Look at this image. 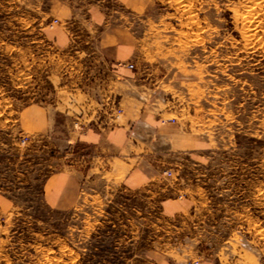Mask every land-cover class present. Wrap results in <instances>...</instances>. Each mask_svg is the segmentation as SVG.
<instances>
[{"label": "rangeland", "instance_id": "374dc122", "mask_svg": "<svg viewBox=\"0 0 264 264\" xmlns=\"http://www.w3.org/2000/svg\"><path fill=\"white\" fill-rule=\"evenodd\" d=\"M105 31L132 46L129 83ZM128 110L192 125L189 159L162 173L189 208L165 214L99 162L77 207L54 209L51 177L90 154L68 127ZM0 264H264V0H0Z\"/></svg>", "mask_w": 264, "mask_h": 264}, {"label": "crops", "instance_id": "0c3cea01", "mask_svg": "<svg viewBox=\"0 0 264 264\" xmlns=\"http://www.w3.org/2000/svg\"><path fill=\"white\" fill-rule=\"evenodd\" d=\"M64 12L66 19L67 10ZM54 39L57 44L68 46L69 38L63 29L56 32ZM98 43L102 55L106 57L103 61L105 65L112 64L110 70L113 75L121 82L129 83L133 71L126 64L132 60V46L114 31L103 32ZM124 97L122 94L113 96L119 100V104H122ZM29 112L27 110V115ZM164 115L157 117L128 110L121 118L113 119L112 125L91 126L79 133V136L69 126L65 141L67 147L84 145L90 154L77 159L72 150V159L51 177L47 201L60 211L75 209L79 204L81 179L89 176L100 162V167L107 170V173L115 176L122 173L119 184L128 192L137 193L144 189L151 192L165 214L174 215L187 210L189 202H180L175 198L177 192L184 191L183 188H169L162 181V173L179 165L176 161L189 159L187 152L193 150L192 145L196 141L190 138L188 126L192 125L183 122L181 118L165 121L162 118ZM38 127L42 132L40 137L45 140L49 138L47 133L51 126ZM151 136L158 140L154 154L147 149L150 143L147 139ZM163 146L169 147L172 153L168 155Z\"/></svg>", "mask_w": 264, "mask_h": 264}, {"label": "built area", "instance_id": "2783aa9c", "mask_svg": "<svg viewBox=\"0 0 264 264\" xmlns=\"http://www.w3.org/2000/svg\"><path fill=\"white\" fill-rule=\"evenodd\" d=\"M127 68L131 71H133L135 69V65L134 64H127ZM26 140H24L23 142L25 143ZM167 175L168 178H173L174 174L172 171H167L165 173ZM182 197V196H181Z\"/></svg>", "mask_w": 264, "mask_h": 264}]
</instances>
